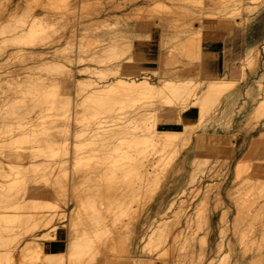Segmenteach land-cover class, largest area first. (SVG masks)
Instances as JSON below:
<instances>
[{"label": "bare ground", "instance_id": "6f19581e", "mask_svg": "<svg viewBox=\"0 0 264 264\" xmlns=\"http://www.w3.org/2000/svg\"><path fill=\"white\" fill-rule=\"evenodd\" d=\"M10 1L0 0V53L9 52L0 62V264H80L85 259L81 264H95L107 251L132 253V245L140 248L139 256H132L138 264H155L144 256L159 249L156 253L161 255L172 249L183 264H242L238 248L243 256L253 251L249 264H264V162L253 163L250 150L236 156L225 187L235 207L232 237L224 239V209L217 219L218 237L211 244L209 211L212 203L215 208L222 203L220 187L225 184L218 178V166L233 157L235 146L231 141L230 151L220 149L217 142L201 147L196 139L214 122L229 129L230 138L249 132L248 125L254 128L256 120L264 125V68L245 90L240 88V80L246 81L261 64L264 38L243 49L234 40L225 49L234 58L226 61V73L208 76L204 70L192 69L200 61L194 58L204 39L200 25L172 49L164 47L170 33L152 23L158 42L149 66L141 63L143 48L133 49L136 40L155 37L144 31L149 23L136 21V26L117 25L87 34L74 27L80 22L72 19L75 0H27L22 8L9 6ZM83 1L78 5L82 13ZM88 1L94 6L103 2ZM182 1L186 0L171 3ZM165 5L158 3L154 9L168 10ZM92 19L91 24L102 21L99 16ZM226 23L222 19L218 24ZM104 34H109L110 42H101ZM51 41L56 44L46 49ZM126 52L129 64L119 61ZM178 54L186 55V61L182 63ZM15 56L21 63L12 67L8 59ZM156 60L160 67L154 66ZM234 64L240 67L239 76L228 71ZM131 65L136 72L123 71ZM150 72H158V79H149ZM193 109L198 120L184 121V113ZM164 121L181 126L163 127ZM260 134L264 135V127ZM189 145L192 149L186 152ZM187 163L192 169L185 186L171 198L161 194L155 215L144 216L162 177ZM208 163L214 172L210 178L216 177L201 184L198 174ZM37 182L49 186L55 198L42 197L47 189L30 190L29 185ZM187 189L200 194L189 209ZM143 190L149 191V198L140 202ZM71 203L68 217L62 215L60 211ZM58 215L69 221L62 225L65 248L54 251L46 245L58 237L60 226L54 223ZM181 221L189 230L178 233L175 229ZM204 225L207 230L200 236L197 230ZM21 228H26L20 233L27 235L24 240L14 232Z\"/></svg>", "mask_w": 264, "mask_h": 264}, {"label": "rangeland", "instance_id": "374dc122", "mask_svg": "<svg viewBox=\"0 0 264 264\" xmlns=\"http://www.w3.org/2000/svg\"><path fill=\"white\" fill-rule=\"evenodd\" d=\"M25 1L27 3V0H11L9 3V6H14V5L20 4L18 6L19 7L21 6L20 8H22L25 5ZM87 1L88 0H84L82 2V4L86 5V11H83V13H82L80 11L82 8V7L80 8L81 0H75L76 9L78 10V8H79L80 10H78V11L80 13L77 12V10H76V12H75L76 15H74L72 18L75 23L80 21L79 23H76V25L74 23V25H75L74 27H78L79 31L83 30V31L87 32V34H92V33L96 32V29H99V28L104 29V31H106V30L112 29L113 27H115L117 25L119 27H121V26H126V25L130 26L131 24H132L131 26H133V25L136 26L138 23H149V24H147V26H149V28L146 26V28L145 29L143 28V29H144V31L149 30V32L153 33V35H155V37L150 38V39L146 38V39H142V40H136L134 45H133V49L136 52L140 48H144L145 44H148V43L151 44L152 52L156 51V44H154V43L158 42L157 37H156L157 29L155 28V25L152 23H158V27H162L164 30L163 31L164 33H168V32L170 33L171 39H169V41L166 42L164 47L172 48V49L174 48V46H176V44L186 40L187 37L190 35V33L193 31L192 28H194V26H196V25H200V33H202V36L204 37L203 40H205V41L218 40V41L224 42L226 44V47L233 44V42L235 40L236 43H238V46H241V49H243L244 46H246V45H248V44H250L256 40H261L264 38V0H242V1L240 0L242 2L241 5L239 4L240 3L239 0H229V1L224 0V3H225L224 7L225 8L223 7V5H221V3L223 4V2H222L223 0H218L217 2H215L216 1L215 0L214 4L210 3L211 5L209 4V0H186V1H182V3L179 5H173L171 3V0H102L103 2L99 6L90 5V4H88L89 1L88 2ZM227 1H228V3H227ZM233 2H235V4H238V5H235V4L232 5ZM158 3H165L166 4L165 6L167 7L168 10H165V11L155 10L154 6L157 5ZM218 3H220V4H218ZM206 4L207 5L209 4L208 5L209 7ZM230 4H231V6H230ZM78 5H80V6H78ZM202 7L204 10L202 9ZM213 7L215 8V10H214L215 12H213V9H214ZM229 7L235 8L234 11L232 9L230 10ZM206 8H208V9H206ZM209 9L210 10L212 9V10L210 11ZM216 9H219V10H216ZM222 9H226V10H230V11L228 12V11L222 10ZM208 10L210 12H213V13H210ZM216 11H218V12H216ZM225 11H226V13H225ZM222 12H223V15L221 14ZM232 12L234 14H236V13H239V14L234 15ZM7 13H8V11H7ZM229 13H231V14H229ZM78 15H79V17H77ZM4 16L5 15H3V18H4ZM97 16L101 17L102 21H99L96 24H94V23L91 24V22L93 21L92 18L97 17ZM196 16H198V17H196ZM226 17H228V18H226ZM158 19H160V20L157 21ZM196 19H198V20H196ZM222 19L228 20V23H226L225 27H221L222 24H218L220 22V20H222ZM141 20H142V22H141ZM193 20H195V21H193ZM199 21H201V22H199ZM97 26H99V27H97ZM203 32L205 33L204 35H203ZM105 35L109 36V34H104V37H103L104 40H101V42L102 43L110 42L111 39L108 36L106 37ZM101 42H99V44H101ZM48 43H46L47 45L45 44L46 47L48 46L46 49H52L54 44H56V42L54 43L52 41L48 42ZM13 46L14 45H10L8 48H13ZM8 53H6V51L3 53H0V62L3 60H6L8 58L7 57ZM178 55H179V57L182 58V60H181L182 63L184 61H186V59H187L186 55H181V54H178ZM226 55L228 57H230L231 60L233 61V59H234L233 56H229L228 54H226ZM129 57H130L129 52H126L122 55V57L119 59V61L123 64H129V62H130L128 60ZM157 57H159L158 54H157ZM194 58H199L197 60H200V61L196 65L194 64L196 67L192 66V69L194 71L204 70L202 68L203 64H204L202 47H201V50L195 55ZM20 59L21 58H19V56H15L13 58L9 57L8 60L11 64L10 63H8V64L10 66L12 65V67L18 66L21 63ZM156 61L157 62L154 65L160 67L161 65L158 63L159 60H156ZM181 62H179L180 65L182 64ZM191 62H193V61H191ZM225 64H226V62H225ZM139 65H142V64H139ZM130 67L126 70H123V71H125V72H136V70L134 68H132L135 66L131 65ZM232 68H233V70L229 68V70H228L229 73L231 72L234 76H239L240 67L237 64H234V66ZM263 68H264V51H262V55H261V64L258 66L256 71L252 72L249 75V78L246 81L240 80V84H241V85L239 84L240 88L242 90L244 88V90H245V88L247 87V84L251 83V81H253V79L258 75L260 70ZM0 70H1V68H0ZM149 71H152V70L149 69ZM224 72L226 73L225 70H224ZM149 75H150L149 79H151V80H157L159 77L158 72L156 75L152 74L150 72ZM138 76L140 77L141 75H138ZM208 76H213V75H208ZM217 76H219V75H217ZM165 77H170V75L167 74ZM254 124H255L254 128H251L249 126L250 124L248 125V129L250 130L249 132H247V133L243 132V131L240 132L242 134L243 139H242L241 144L237 145V146L235 143V137L236 136L234 138L233 137L230 138L231 133H230L229 129L227 130V128H225V126H223V125L219 126V125H217L216 122H214L213 126L211 127V129L212 128L214 129L215 126L216 127H224L223 128L224 130L222 132L224 134H226V132H227V134H228L226 140H224L222 142H217L218 143L217 145H219L220 149L225 150V151H230L231 148L233 146H235V147H233L235 149L234 153H233V157L228 158L225 163H222V165L220 164L218 166L219 167L218 169L220 171L218 178L221 179V177H222V179H224V180L221 179L223 181L222 184H224V183L225 184H224V186L220 187L221 196L223 195L222 196V203L223 204L221 203L223 206L221 204L220 205L218 204V207L215 208V206H214L215 203H212L211 204V206H212L211 210L209 211L210 213L208 212L211 215V219H212L211 220L212 225L210 227L212 229H211V235H210V240H209L211 244H214V241L218 237V234H216L218 229H219L218 220H219V217H221L222 211L224 209L226 210V213L224 214V216L222 218L223 227L226 228L224 239L225 238L228 239L229 237H232V231L231 230H232L233 217L235 215V207H234L232 200L230 199L231 197H229V194L227 195L228 192H227V189L225 187H227L228 184H230V179L232 178V167L234 166V160L236 159V156L241 157L245 152H248L250 150V160H252L253 163L254 162L256 163L257 161L258 162L259 161L264 162V135L260 134L264 125H263V123H261L260 121H257V120ZM161 125L163 127H174V125H176L177 128H179L181 126L180 124H175L174 122H171V121H164ZM231 141L234 142V145L231 144ZM191 149H192V147L189 145L185 149V151L187 152V151H190ZM209 165H210V163H208L207 165H205L203 167L204 170L208 169L207 171L203 170L204 174L201 173L202 170H201V172L198 171V172H200L198 175H200V174L202 175V177L200 175L201 184H204V183H206V182H208V181H210L216 177L215 175H213L212 179L210 178L214 172L210 171L209 168H211L212 166L211 165L209 166ZM185 168H183L182 170L170 169V171H168L165 174V176L162 177L163 181L161 180L160 185L157 189V192L149 200V203L145 206V208L143 210L144 216L155 215L154 207L156 206L158 200L163 196L161 194H164L167 196L169 195L168 197L171 198L173 196V194L175 193V191L179 190V188L185 184V181L187 180V176H188L187 171L188 170L190 171L192 169V165L187 163L185 165ZM175 182H176V184H175ZM36 184H38V185L36 186ZM36 184L29 185L30 190L47 189L46 191L48 194H45V196H42V197H46V198L51 199V200L55 198V195L53 194V192H51V189L49 186L43 184L42 182H37ZM180 184H182V185H180ZM186 187H187V185H186ZM173 188H174V190H173ZM165 189H166V191H165ZM188 190L189 189H187L185 191L184 196L187 199H189L186 201V203L188 204V209H189V208H193V206L195 207V205L198 202V198H199L200 194H197L198 196L192 195V193L189 192ZM143 192L145 194H143ZM147 192H149V191L148 190H146V192H145V190L142 191L141 196H143L144 198L141 197V200H139L140 202H142L146 198H149V197H146V194H147V196H149V194ZM37 197H39V196H37ZM192 197H194V198H192ZM214 200H215L214 198L211 199L212 202ZM73 206H74V204L71 203L69 208L67 207V208L61 210L60 212H62V215L65 214V216L68 217V214L70 213V210L73 208ZM10 210L15 211L16 209L10 208ZM68 221H69V219L66 218L63 220L62 217H60L59 215H58V218L56 217V219L54 221L55 224L60 226L58 237H57V239H55V241L60 240V242L62 243L60 250H63L65 248V242H66V234H65L66 227L62 226V225L67 223ZM204 226H202L200 229L197 230V234H199L200 236L203 233H205V230H207V227L206 226L204 227ZM185 228H186V230L187 229L189 230V227H186V225L184 224V221H181L177 225L175 230H176V232L179 233L180 231L185 230ZM257 229H258V231H255V232H257V233L260 232L261 226H260V228L257 227ZM16 230L20 231L19 233L17 231H14L18 235V238L20 237V239L24 240L27 235L26 234L20 235V233H21V231H25L26 228H23V230H22V228H21V230L20 229L19 230L16 229ZM203 230H204V232H203ZM182 236H183V234L180 235V238ZM49 238H52V237L49 236ZM50 241H53V240H48L47 242H50ZM226 241L227 240H224V242H226ZM20 243H22V241H20ZM179 243H180V241L177 242L176 247L178 246ZM197 247H199V242L197 243ZM132 249H133L132 253H126V252L114 253L113 251H112L113 253L111 251L104 252L103 256H101L103 259L101 257H99V259L95 262V264H102V263H104V260H106V259H107L106 264H135L136 262L133 261L134 259L132 258V256H139V253L137 251L140 250V248L137 247L136 250L137 249L138 250L136 251L135 246L132 245ZM156 252L160 253L161 251H160V249L158 251L156 250L154 252H149V250H148V252L145 253V256L144 255L143 256L147 260H152V262H154L155 264H183V261H181V259L180 260L175 259V256H174L172 249L169 250L166 255H161V254L156 253ZM242 254H243V251L239 250V248H238L237 249V255H238L237 257H239V260L242 261V264H249V258L251 259V256L253 255V251L250 250V253L247 252L244 254V256ZM114 256L116 258H114ZM199 260H200L199 257L195 258L196 262H198ZM85 262H87V259H85ZM85 262H80V264L85 263ZM246 262H248V263H246ZM136 264H138V263H136ZM198 264H201V262H198Z\"/></svg>", "mask_w": 264, "mask_h": 264}, {"label": "crops", "instance_id": "0c3cea01", "mask_svg": "<svg viewBox=\"0 0 264 264\" xmlns=\"http://www.w3.org/2000/svg\"><path fill=\"white\" fill-rule=\"evenodd\" d=\"M253 43V42H252ZM226 44L224 42L218 40H211L202 42V53L204 57L203 69L208 75H221L225 70V62L231 61V58L228 57L225 53ZM144 51V59L142 60L145 65L153 66L152 61L149 59L153 52L151 48V44H145L143 48ZM155 66V65H154ZM183 120L186 122H195L198 120L197 111L193 109V111L184 113ZM223 128V127H222ZM221 127H214V129H208L206 131L200 132L196 137L199 140V145L205 147L210 142H222L227 139L228 134H224ZM242 134L240 132L237 133L235 137L236 146L240 145L242 142ZM62 243L60 240H53L47 243V249H51L54 251H60Z\"/></svg>", "mask_w": 264, "mask_h": 264}]
</instances>
